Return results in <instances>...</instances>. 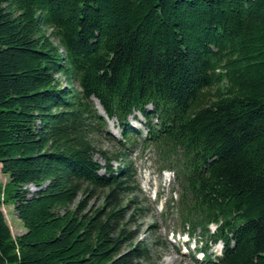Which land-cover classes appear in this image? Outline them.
Returning a JSON list of instances; mask_svg holds the SVG:
<instances>
[{
	"label": "trees",
	"instance_id": "obj_1",
	"mask_svg": "<svg viewBox=\"0 0 264 264\" xmlns=\"http://www.w3.org/2000/svg\"><path fill=\"white\" fill-rule=\"evenodd\" d=\"M138 144L176 169L183 224H221L204 264H264V0H0V264H154Z\"/></svg>",
	"mask_w": 264,
	"mask_h": 264
},
{
	"label": "rangeland",
	"instance_id": "obj_2",
	"mask_svg": "<svg viewBox=\"0 0 264 264\" xmlns=\"http://www.w3.org/2000/svg\"><path fill=\"white\" fill-rule=\"evenodd\" d=\"M61 78L63 80V84L67 86L65 78L62 76ZM75 87L79 89L78 84ZM141 122H143V117L139 113H136L130 119V123L135 128L145 131V127L141 124ZM110 123L112 124V121H110ZM109 131L113 136L117 138L121 137V127L116 123H114L112 126H109ZM98 141H100L99 147L104 151L111 152L112 150L116 149L113 146L114 143L109 139H106V137L102 136V138H98ZM131 159L136 163L144 191V193L139 196V201L149 209L148 215L139 219L141 230L140 240H144L148 244H151V248L154 251V264H188L191 261L189 260V257H185L179 252L181 248L183 249V244L185 242L183 240L178 241L177 238H175L176 240L172 238V232H174L176 235L184 232L183 227L179 222L177 211L171 209L167 211V201L172 197V190L174 186L173 175H171V179L163 175L156 156L150 151L144 152L142 149L135 150ZM98 160L101 164L104 163L100 157H98ZM118 164L119 162H117L115 165L118 166ZM8 181L9 178L2 173L0 164V188L3 189V192ZM173 205L175 206V202ZM4 212L11 225L15 237L26 232L25 226L17 216V212L15 210V201L13 198H11L10 192H8L6 195V202H4ZM156 224L159 227V230H156L155 234L151 227ZM159 236L161 237V242L168 243L169 240L170 246L168 248H164L161 246V244L156 247V238ZM166 236L168 240L166 239ZM196 236L197 240L201 244L206 243V238H203L201 232H199ZM184 240H186V238H184ZM191 247L195 248L194 245H191ZM213 250L216 253L218 252L217 247H214ZM188 251L192 252L191 249H188Z\"/></svg>",
	"mask_w": 264,
	"mask_h": 264
},
{
	"label": "crops",
	"instance_id": "obj_3",
	"mask_svg": "<svg viewBox=\"0 0 264 264\" xmlns=\"http://www.w3.org/2000/svg\"><path fill=\"white\" fill-rule=\"evenodd\" d=\"M1 169H2V165H1ZM22 234H23V233H22ZM22 234H21V235H22Z\"/></svg>",
	"mask_w": 264,
	"mask_h": 264
}]
</instances>
